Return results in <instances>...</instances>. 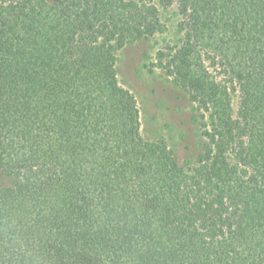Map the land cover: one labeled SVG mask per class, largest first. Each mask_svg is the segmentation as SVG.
<instances>
[{"label": "trees", "instance_id": "1", "mask_svg": "<svg viewBox=\"0 0 264 264\" xmlns=\"http://www.w3.org/2000/svg\"><path fill=\"white\" fill-rule=\"evenodd\" d=\"M171 6L193 164L116 72ZM0 173V264H264V0H0Z\"/></svg>", "mask_w": 264, "mask_h": 264}, {"label": "rangeland", "instance_id": "2", "mask_svg": "<svg viewBox=\"0 0 264 264\" xmlns=\"http://www.w3.org/2000/svg\"><path fill=\"white\" fill-rule=\"evenodd\" d=\"M160 10L165 23L162 33L127 42L116 51L117 77L136 98L142 135L147 139L163 138L180 164H193L204 141L195 105L154 64L159 47L178 41L179 16L174 6ZM8 183L10 178L0 173V186Z\"/></svg>", "mask_w": 264, "mask_h": 264}]
</instances>
